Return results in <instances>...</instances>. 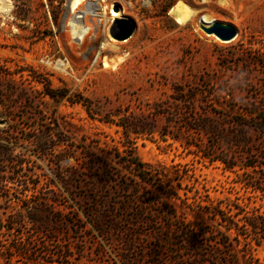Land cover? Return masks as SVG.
<instances>
[{"label":"rangeland","instance_id":"1","mask_svg":"<svg viewBox=\"0 0 264 264\" xmlns=\"http://www.w3.org/2000/svg\"><path fill=\"white\" fill-rule=\"evenodd\" d=\"M180 2L189 23L170 13ZM0 6V264H264L213 213L264 212V0ZM111 9L129 38L109 34ZM200 16L236 36L205 33ZM196 228L207 234L188 239Z\"/></svg>","mask_w":264,"mask_h":264},{"label":"trees","instance_id":"2","mask_svg":"<svg viewBox=\"0 0 264 264\" xmlns=\"http://www.w3.org/2000/svg\"><path fill=\"white\" fill-rule=\"evenodd\" d=\"M46 91L45 93L49 95L50 97H55V94L53 93L54 90H49L48 86H46ZM137 125L134 129H138L135 131H141ZM145 131H150V130H145ZM151 132V131H150ZM214 133V132H213ZM11 154V151L6 148L4 144H0V156L7 159V156ZM130 156V155H129ZM129 160V165L135 175H137L141 180H145L146 177L144 174H150V171H147V166L146 164L140 162L137 157L133 156L131 154ZM217 160L221 161L222 163H225V160L222 158H217ZM21 165V163H20ZM235 164L232 163L230 164L229 168H232ZM147 168V169H146ZM4 170H0V189L5 188V181L3 177L1 176ZM23 186V190L26 192L29 191L28 188H35L37 186V183H30V182H24L21 184ZM256 189V187H253ZM26 199H29V194H24L23 195ZM37 207H42L40 205H44V208H47V201L43 198L42 200L36 202L35 204ZM226 209L221 208V205L219 204L217 208L214 210L215 215L220 216V222L225 223L227 230L230 229H235L237 231V234L239 235V230L244 229L247 233V237L251 241H254V243L257 246H262L264 248V212H252L251 214H247V212L244 210L245 208L238 205V204H226L225 205ZM236 208L237 210L235 212H232V208ZM27 209L29 212H32L33 209H35V206L30 204L27 206ZM205 228H196L194 231H191V235H187L188 239L195 240L196 237L199 235H206L207 232L204 230ZM226 244V242L224 243ZM225 262V261H223ZM197 264L201 263L200 261L196 262ZM223 264V263H222ZM224 264H227L225 262Z\"/></svg>","mask_w":264,"mask_h":264},{"label":"water","instance_id":"3","mask_svg":"<svg viewBox=\"0 0 264 264\" xmlns=\"http://www.w3.org/2000/svg\"><path fill=\"white\" fill-rule=\"evenodd\" d=\"M207 34H212L222 41H230L236 36L235 27L227 22L214 20L209 26H202ZM135 29L134 23L129 18H117L109 28V34L118 40L129 38Z\"/></svg>","mask_w":264,"mask_h":264},{"label":"bare ground","instance_id":"4","mask_svg":"<svg viewBox=\"0 0 264 264\" xmlns=\"http://www.w3.org/2000/svg\"><path fill=\"white\" fill-rule=\"evenodd\" d=\"M2 0H0V3H1ZM88 1H96V0H70V9L72 12H78V9H80V6L83 4V3H86ZM225 2V1H224ZM181 3V2H180ZM178 3L176 6H174L172 9H171V14L173 15V17L175 18V21H177L178 23L180 24H186V23H189L190 21H192L194 19V16H195V10H191L190 8H188L185 4L183 5L182 3L180 4ZM1 6H0V11H1ZM122 9V8H121ZM110 16L108 17L107 19V22H111L113 21L114 19L116 18H120V17H123V12L120 10H118L117 12L114 11V10H110ZM199 21H200V24L202 26H209L210 23L212 21H214L212 18L210 17H207V16H200L199 17ZM76 27H79L80 26H77L75 25L74 26V32L76 31H79L78 28ZM216 37V36H215ZM77 38V37H76ZM217 38V37H216ZM109 40L111 41V43L108 44V46L110 47L111 50L115 51V49L117 48L115 45H113L112 43V38L109 37ZM104 63L105 64H108L105 62L104 60Z\"/></svg>","mask_w":264,"mask_h":264}]
</instances>
